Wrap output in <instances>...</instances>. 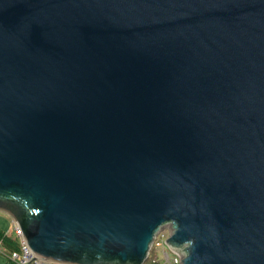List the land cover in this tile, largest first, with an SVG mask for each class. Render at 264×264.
<instances>
[{"label": "water", "instance_id": "1", "mask_svg": "<svg viewBox=\"0 0 264 264\" xmlns=\"http://www.w3.org/2000/svg\"><path fill=\"white\" fill-rule=\"evenodd\" d=\"M0 212L57 264H264V0H0Z\"/></svg>", "mask_w": 264, "mask_h": 264}, {"label": "built area", "instance_id": "2", "mask_svg": "<svg viewBox=\"0 0 264 264\" xmlns=\"http://www.w3.org/2000/svg\"><path fill=\"white\" fill-rule=\"evenodd\" d=\"M11 229L15 231L16 236L19 238V250L11 253L8 257L12 262L15 264H56L50 260L42 258L31 249L26 240L23 238L21 231L15 222H13ZM169 233V231L167 233L163 231L157 236L151 253L152 251L157 253V256L154 254L155 262L158 261V256L161 253L163 255V259L161 261L164 264H181L182 257L180 255L173 253L174 256H171L168 252L169 248L167 247V239L169 238ZM0 253L3 255L5 254V250L1 245Z\"/></svg>", "mask_w": 264, "mask_h": 264}, {"label": "trees", "instance_id": "3", "mask_svg": "<svg viewBox=\"0 0 264 264\" xmlns=\"http://www.w3.org/2000/svg\"><path fill=\"white\" fill-rule=\"evenodd\" d=\"M16 235V234H15ZM0 245L5 250V257L7 259V264H15L12 262L8 257L11 253L16 252L19 250V238L11 236L9 233L5 232L4 230L0 229ZM146 264H161V262H155L154 251H152L148 261Z\"/></svg>", "mask_w": 264, "mask_h": 264}, {"label": "rangeland", "instance_id": "4", "mask_svg": "<svg viewBox=\"0 0 264 264\" xmlns=\"http://www.w3.org/2000/svg\"><path fill=\"white\" fill-rule=\"evenodd\" d=\"M13 220L7 215L2 212H0V229L4 230L5 232L9 233L11 236L16 237L15 231L11 229V226L13 224ZM166 233L169 231L167 228L165 230ZM168 249V248H167ZM168 252L171 256H174L173 252H171L168 249ZM157 256V253H154ZM163 259V255L160 253L158 256V262H161V264H164L161 260ZM6 257L0 253V264H7ZM57 264V263H56ZM146 264V263H145Z\"/></svg>", "mask_w": 264, "mask_h": 264}, {"label": "clouds", "instance_id": "5", "mask_svg": "<svg viewBox=\"0 0 264 264\" xmlns=\"http://www.w3.org/2000/svg\"><path fill=\"white\" fill-rule=\"evenodd\" d=\"M151 255V254H150Z\"/></svg>", "mask_w": 264, "mask_h": 264}]
</instances>
